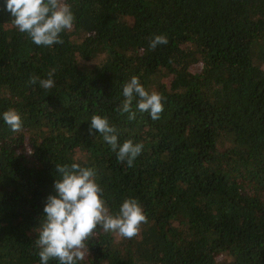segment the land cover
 <instances>
[{"label":"trees","instance_id":"trees-1","mask_svg":"<svg viewBox=\"0 0 264 264\" xmlns=\"http://www.w3.org/2000/svg\"><path fill=\"white\" fill-rule=\"evenodd\" d=\"M67 2L73 27L45 47L0 0V264H41L56 164L74 162L96 169L113 214L134 197L147 216L131 239L98 227L80 264H264V0ZM156 35L168 43L153 50ZM132 76L163 95L159 119L136 100L135 120L118 111ZM94 114L121 145L144 144L133 166L90 129Z\"/></svg>","mask_w":264,"mask_h":264},{"label":"clouds","instance_id":"clouds-1","mask_svg":"<svg viewBox=\"0 0 264 264\" xmlns=\"http://www.w3.org/2000/svg\"><path fill=\"white\" fill-rule=\"evenodd\" d=\"M6 11L11 14L13 25L26 33L38 46L51 47L63 44L61 34L71 30L75 16L67 0H4ZM165 35H156L150 43L154 50L158 45L167 44ZM55 69L49 72L47 79H40L44 89H50L54 80ZM38 77L33 76L30 83L36 84ZM123 101L118 109L128 113L129 120L136 119V110L150 114L153 120L160 118L164 109V97L157 91L149 92L137 76L123 86ZM2 119L11 131L20 132L23 121L21 114L14 108L3 112ZM90 129L97 130L103 141L117 153L120 162L133 166L135 159L142 153L144 144L125 140L118 141L117 129L110 124L107 116L94 114L91 117ZM31 153V152H29ZM58 178L54 188L56 195H50L44 206L43 221L37 229L35 243L39 248L41 264L50 260L57 264H80L85 259L87 241L100 227L105 232L117 233L131 239L140 232L142 224L147 223V216L138 199L126 198L119 211L113 214L102 198L103 187L97 182V171L94 167L81 166L79 163L56 164Z\"/></svg>","mask_w":264,"mask_h":264}]
</instances>
